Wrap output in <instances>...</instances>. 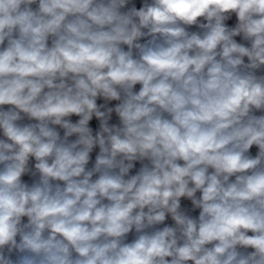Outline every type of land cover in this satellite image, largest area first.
Masks as SVG:
<instances>
[{"label":"clouds","instance_id":"obj_1","mask_svg":"<svg viewBox=\"0 0 264 264\" xmlns=\"http://www.w3.org/2000/svg\"><path fill=\"white\" fill-rule=\"evenodd\" d=\"M0 264H264V0H0Z\"/></svg>","mask_w":264,"mask_h":264},{"label":"built area","instance_id":"obj_2","mask_svg":"<svg viewBox=\"0 0 264 264\" xmlns=\"http://www.w3.org/2000/svg\"><path fill=\"white\" fill-rule=\"evenodd\" d=\"M139 88V86H137V89ZM103 101H98V103H102ZM116 102H111L112 105H114ZM111 106V105H110ZM78 119V117H72L73 122H75ZM111 123H118V118L115 116V114H113V119L112 121H110ZM90 126L94 129V131L96 129H98V121L94 118L91 122H90ZM62 131V130H61ZM25 181L31 183V178L28 176H25L23 178Z\"/></svg>","mask_w":264,"mask_h":264},{"label":"crops","instance_id":"obj_3","mask_svg":"<svg viewBox=\"0 0 264 264\" xmlns=\"http://www.w3.org/2000/svg\"><path fill=\"white\" fill-rule=\"evenodd\" d=\"M131 3L135 4V6L139 9V7H141L143 5L144 0H131ZM129 6H131V5H129ZM251 151H252L253 154H255L257 149L254 147Z\"/></svg>","mask_w":264,"mask_h":264},{"label":"rangeland","instance_id":"obj_4","mask_svg":"<svg viewBox=\"0 0 264 264\" xmlns=\"http://www.w3.org/2000/svg\"><path fill=\"white\" fill-rule=\"evenodd\" d=\"M92 157H93V162H94V158H95V156H94L93 153H92ZM133 174H134V172H133ZM183 203L186 204V205H190V202H189V201H184ZM195 214L198 215V210L196 211ZM25 219H26V218H25ZM168 223H171V221L169 220ZM131 239H132V236L130 235V236H129V240H131Z\"/></svg>","mask_w":264,"mask_h":264},{"label":"water","instance_id":"obj_5","mask_svg":"<svg viewBox=\"0 0 264 264\" xmlns=\"http://www.w3.org/2000/svg\"><path fill=\"white\" fill-rule=\"evenodd\" d=\"M98 152V148H96V149H94V152H93V154H94V156H95V154ZM139 168V163H137V169ZM135 170L136 169H134L133 170V172H135Z\"/></svg>","mask_w":264,"mask_h":264}]
</instances>
